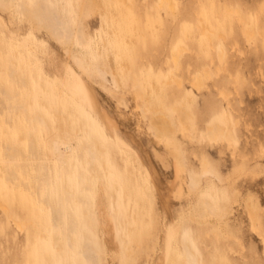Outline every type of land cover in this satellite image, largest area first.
Wrapping results in <instances>:
<instances>
[{
    "label": "rangeland",
    "instance_id": "obj_1",
    "mask_svg": "<svg viewBox=\"0 0 264 264\" xmlns=\"http://www.w3.org/2000/svg\"><path fill=\"white\" fill-rule=\"evenodd\" d=\"M98 1L92 6L86 0H76L79 7L76 42L92 63L89 76L84 78L96 91L100 111L115 124L106 134L126 146V152L112 148L108 155L122 193L115 206L122 215L129 205L136 219L132 222L133 236L127 235L130 251L125 258L116 237L117 232L122 234L124 226L120 223L116 230L114 224L108 225L106 214L112 205L101 195L95 208L100 224L93 230L82 222L88 242L95 247L84 264H155L164 244L165 227L177 222L181 223L182 233H192L196 239L199 264H216L213 255L226 264H264L260 237L251 231L247 214V204H250L264 235V0H172V12L166 5L157 9L160 0ZM234 10L241 14V22L232 13ZM251 24L256 33L247 43L242 28ZM102 25L106 26L107 34L97 39L96 32ZM202 27L208 33H202ZM30 35L44 44L35 60L46 77L61 81L67 65H73L64 47L45 31L33 29L25 19L0 11V37L7 43L25 48ZM108 40L111 48L107 49L104 44ZM85 47L91 48L90 53L83 50ZM177 47H182L184 53L176 68L171 55ZM117 50L124 53L122 58H117ZM98 68L107 71L109 83L116 74L121 87L114 89L108 85L112 93L97 87ZM206 69L210 77L204 74ZM170 75L180 81L179 88L167 80ZM198 75L204 88L194 91L191 85ZM146 79L167 80L164 87L168 88L169 105L185 101L189 93L192 95L187 106L195 124V139L190 140L179 132L176 138L184 151L187 169L198 173L200 159H204L221 180V183L215 180V188L229 202V212L218 224L189 225L183 218L188 207L196 205V197L188 193L189 180L185 173L182 191L178 192L181 181L175 178L172 160L166 149L154 142L147 121L136 107L135 85L141 86ZM0 81H8L3 58H0ZM9 82L20 87L17 78H10ZM221 91L227 95L226 100L220 96ZM138 103L144 108V102ZM12 104L20 108L23 103L16 97ZM9 105L10 100L1 95L0 118L10 119ZM226 115L238 140L235 147L225 142L209 144L200 139L208 124L222 121ZM87 116L103 127L97 116L89 112ZM23 118L29 124L28 118ZM2 129L9 132L0 125ZM2 154V167L17 173L12 162L18 157L10 159L0 146V159ZM211 180L214 178L204 182ZM146 181H149L151 202L143 189ZM0 204L4 206L0 207V264H79L76 253L82 245L81 232L67 258L63 254L54 259L42 256L41 233L47 232L48 223L35 201L20 188H13L4 172L0 173ZM176 248L179 253L180 239ZM151 249L156 252L152 254ZM228 249L235 252L233 256L228 255Z\"/></svg>",
    "mask_w": 264,
    "mask_h": 264
},
{
    "label": "bare ground",
    "instance_id": "obj_2",
    "mask_svg": "<svg viewBox=\"0 0 264 264\" xmlns=\"http://www.w3.org/2000/svg\"><path fill=\"white\" fill-rule=\"evenodd\" d=\"M86 1L92 6L99 2ZM165 5L170 12L174 11L172 0H160L157 9ZM0 11L25 19L35 30L45 31L51 39L64 47L73 61V65H67L61 81L50 80L35 60V56L44 49L43 43H38L30 35L23 48L19 44H9L0 37V58L5 59L7 64L8 79L6 83L0 81V96L10 100L8 111L11 115L10 119L0 118V125L9 130L8 133L3 129L0 131V146L8 152L10 159L18 157V160L12 162L16 173L2 167V154L0 173H5L13 188H20L35 201L37 209L47 221L48 230L41 233L42 256L54 259L63 254L67 258L73 250L78 232H81L83 240L76 253V260L79 264H84V259L95 251V247L88 242V234L82 227V222L84 220L93 230L100 224L95 208L102 195L112 205L106 214L108 225L114 224L116 230L120 223L124 226L122 234L117 232L116 237L127 258L130 251L127 235L133 236L132 222L136 217L129 205L122 215L115 206L122 196L121 186L113 176L108 159L112 148L126 152V146L119 139L114 141L107 136L106 130L114 128L115 124L105 112L100 111L96 91L84 78L89 76L92 63L76 42L79 31L78 3L76 0H0ZM232 13L241 22L239 11L234 10ZM201 30L202 33H208L205 27ZM242 33L246 42L250 43L256 30L251 24L248 28L243 27ZM105 34L106 26L102 25L100 31L96 32V37L99 39ZM104 45L107 49L111 48L109 40ZM83 50L90 53L91 48L85 47ZM183 53L182 47H177L172 52L171 60L176 68ZM116 56L122 58L124 53L117 50ZM218 60H222L221 53L218 54ZM204 74L206 77L211 76L207 69ZM96 75L99 78L97 87L107 93H112V88L108 85L114 89L121 87L116 74L111 83L108 82L106 70L98 68ZM10 78H17L20 87L10 84ZM167 80H172L176 88L180 87V81L172 75ZM167 80L146 79L141 86L136 84V107L141 111L142 119L147 121L148 131L156 140L154 142L162 145L170 156L175 178L181 181L179 193L182 191V175L185 173L188 177L187 190L191 196L196 197V205H191L182 214L187 224H218L229 212V202L215 188V180L219 183L221 180L207 167L204 159H200L201 169L198 173L187 169L184 151L176 138L179 132L190 140L195 139V124L191 121L192 116L187 106L192 95L189 93L185 101L169 105L168 88L164 87L168 84ZM191 86L194 91L204 88L199 75L193 78ZM220 96L223 100L227 99L222 91ZM16 97L23 103L20 108L12 104ZM138 102H144V108ZM88 112L100 119L102 128L87 116ZM2 114L0 107V116ZM15 115L18 118H14ZM23 116L28 118L29 124L24 121ZM33 128H37L36 131ZM199 137L209 144L225 142L233 147L238 144L233 124L227 115L222 121L208 124ZM209 178L214 180L205 183L204 179ZM148 186L149 181H146L143 189L145 197L151 202L152 195ZM0 207L4 208L2 204ZM247 214L251 231L260 237L264 255V235L260 231L256 211L250 204H247ZM15 225L20 227L18 223ZM180 226L181 223L177 222L165 227L164 244L159 249L160 254L155 264L200 263L196 239L192 233H182ZM177 239H180L179 253L176 248ZM150 252L154 254L156 251L151 249ZM233 253L235 252L228 249L230 257ZM212 259L216 264H226L214 255Z\"/></svg>",
    "mask_w": 264,
    "mask_h": 264
}]
</instances>
